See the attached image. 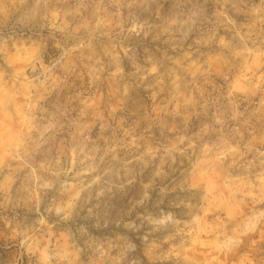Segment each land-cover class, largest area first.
I'll use <instances>...</instances> for the list:
<instances>
[{"label": "rangeland", "instance_id": "1", "mask_svg": "<svg viewBox=\"0 0 264 264\" xmlns=\"http://www.w3.org/2000/svg\"><path fill=\"white\" fill-rule=\"evenodd\" d=\"M0 264H264V0H0Z\"/></svg>", "mask_w": 264, "mask_h": 264}]
</instances>
